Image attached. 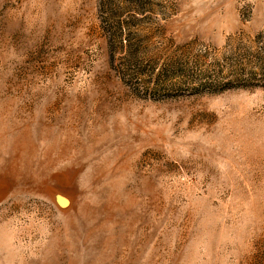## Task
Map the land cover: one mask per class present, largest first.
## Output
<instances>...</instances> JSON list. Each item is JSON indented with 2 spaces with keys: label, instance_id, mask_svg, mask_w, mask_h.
Returning a JSON list of instances; mask_svg holds the SVG:
<instances>
[{
  "label": "rangeland",
  "instance_id": "rangeland-1",
  "mask_svg": "<svg viewBox=\"0 0 264 264\" xmlns=\"http://www.w3.org/2000/svg\"><path fill=\"white\" fill-rule=\"evenodd\" d=\"M0 264H264V0H0Z\"/></svg>",
  "mask_w": 264,
  "mask_h": 264
}]
</instances>
